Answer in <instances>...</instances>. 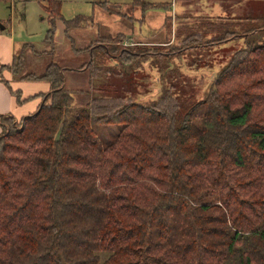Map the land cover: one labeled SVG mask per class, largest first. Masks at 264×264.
Listing matches in <instances>:
<instances>
[{
  "label": "trees",
  "instance_id": "16d2710c",
  "mask_svg": "<svg viewBox=\"0 0 264 264\" xmlns=\"http://www.w3.org/2000/svg\"><path fill=\"white\" fill-rule=\"evenodd\" d=\"M151 3L134 1L144 10ZM45 9L47 45L56 43L58 20L67 36L85 20L66 19L59 0ZM202 16L186 23L202 26L184 40L208 32L203 45L240 38L226 20ZM125 40L101 47L104 56L137 61L138 53L122 49ZM23 50L10 66L15 77L45 79L51 88L21 127L0 136V264H264L261 38L245 39L229 55L200 100L195 85L174 82L152 101L85 92L77 105L65 68L51 63L41 74L22 73ZM161 68L159 83L172 70ZM96 124L121 129L104 145Z\"/></svg>",
  "mask_w": 264,
  "mask_h": 264
},
{
  "label": "rangeland",
  "instance_id": "374dc122",
  "mask_svg": "<svg viewBox=\"0 0 264 264\" xmlns=\"http://www.w3.org/2000/svg\"><path fill=\"white\" fill-rule=\"evenodd\" d=\"M59 1L66 19L82 17L85 20L70 29V36L64 32V22L58 20L54 46L45 42L51 27L45 9L47 0H0V30L5 35L14 34L18 44L16 54L25 50L27 62L22 73L41 74L51 63L65 68V87L77 95L76 104L85 92L90 96L132 95L134 99L152 101L159 97L163 86L169 87L174 82L195 85L193 95L200 100L206 94L202 88L212 82L217 70L226 64L234 50L245 44V39L255 37L264 41L261 37L264 36V0H141L152 2L147 10L134 5L135 0ZM202 15L226 20L225 26L239 29L240 38L231 39L225 45H203L214 34L208 32L197 41L184 40L190 29L198 32L202 26L194 23L189 29L191 24L186 23L198 21ZM1 25L5 28L1 29ZM253 28L258 29L255 34L241 36L244 30ZM120 37L126 39L122 49L138 53L134 58L137 61L127 58L126 63H118L104 56L101 47L117 42ZM132 42L138 45L128 46ZM34 48L42 54H36ZM92 53L99 59L92 62ZM98 64L103 70L94 76L91 71L97 72L95 65ZM168 66L172 70L159 83V77L163 76L161 67ZM7 117L3 119L0 136L11 127H21L23 122V117ZM94 129L102 144L108 145L121 124H96Z\"/></svg>",
  "mask_w": 264,
  "mask_h": 264
},
{
  "label": "crops",
  "instance_id": "0c3cea01",
  "mask_svg": "<svg viewBox=\"0 0 264 264\" xmlns=\"http://www.w3.org/2000/svg\"><path fill=\"white\" fill-rule=\"evenodd\" d=\"M16 44L14 34L5 35L0 30V132L1 117L22 118L37 111L43 103L40 94L47 93L51 88L50 82L45 79L28 80L15 77L10 66L17 55ZM9 85L13 90L20 91L22 98L26 100L19 102Z\"/></svg>",
  "mask_w": 264,
  "mask_h": 264
},
{
  "label": "water",
  "instance_id": "95a60500",
  "mask_svg": "<svg viewBox=\"0 0 264 264\" xmlns=\"http://www.w3.org/2000/svg\"><path fill=\"white\" fill-rule=\"evenodd\" d=\"M4 28H5V25H1V29H4ZM212 77H213V76H212ZM212 77H211V78H212ZM158 80H159V79H158ZM41 106H42V105H41ZM41 106L39 107V109L41 108ZM39 109H38V110H39Z\"/></svg>",
  "mask_w": 264,
  "mask_h": 264
}]
</instances>
